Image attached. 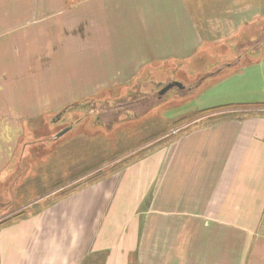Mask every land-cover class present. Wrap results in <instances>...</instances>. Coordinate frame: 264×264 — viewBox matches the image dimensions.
<instances>
[{
	"label": "rangeland",
	"instance_id": "1",
	"mask_svg": "<svg viewBox=\"0 0 264 264\" xmlns=\"http://www.w3.org/2000/svg\"><path fill=\"white\" fill-rule=\"evenodd\" d=\"M169 1L184 13L164 16L168 24L160 32L165 0H120L127 16L110 31L117 26L121 36H103L99 14L92 52H86L91 30L84 20L75 21V41L67 26L11 38L8 46L20 50L12 52L20 62L5 72L25 114L22 129L0 128V150L8 146L9 152L0 162V173L8 175L0 177V229L37 213L46 198L53 203L117 181L182 132L171 133L174 128L264 115V75L258 74L264 69V0ZM172 45L180 57L171 56ZM49 57L54 60L46 65ZM168 84L185 89L173 86L159 96Z\"/></svg>",
	"mask_w": 264,
	"mask_h": 264
},
{
	"label": "crops",
	"instance_id": "2",
	"mask_svg": "<svg viewBox=\"0 0 264 264\" xmlns=\"http://www.w3.org/2000/svg\"><path fill=\"white\" fill-rule=\"evenodd\" d=\"M165 1L160 32L168 24L164 16L178 17L175 9L184 13ZM122 2L0 0V128L22 129L25 114L5 72L20 62L12 54L20 50L8 46L11 38L36 27L67 26L75 41V21L84 20L91 30L86 52H92L99 14L103 36H121V28L110 29L127 16ZM167 49L172 57L183 54L173 45ZM178 129L182 132L169 135L163 150L119 173L117 181L78 189L53 203L46 198L36 204L37 213L2 227L0 264H264V115L190 124L171 133ZM1 148L2 163L9 152Z\"/></svg>",
	"mask_w": 264,
	"mask_h": 264
},
{
	"label": "water",
	"instance_id": "3",
	"mask_svg": "<svg viewBox=\"0 0 264 264\" xmlns=\"http://www.w3.org/2000/svg\"><path fill=\"white\" fill-rule=\"evenodd\" d=\"M173 86H176L177 88H183V87H181V86L178 85V84H177V85H176V84H175V85H173V84L171 85V84H170V85H167V86L163 89V91L161 92V94H164V93L170 91V90L173 88ZM68 131H69V130H66V131H64V132L66 133V132H68ZM62 135H63V134H62Z\"/></svg>",
	"mask_w": 264,
	"mask_h": 264
}]
</instances>
